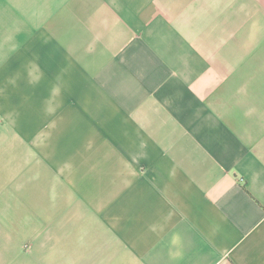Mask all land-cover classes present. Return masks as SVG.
Masks as SVG:
<instances>
[{
  "label": "crops",
  "instance_id": "0c3cea01",
  "mask_svg": "<svg viewBox=\"0 0 264 264\" xmlns=\"http://www.w3.org/2000/svg\"><path fill=\"white\" fill-rule=\"evenodd\" d=\"M0 168V264H264V0H0Z\"/></svg>",
  "mask_w": 264,
  "mask_h": 264
},
{
  "label": "rangeland",
  "instance_id": "374dc122",
  "mask_svg": "<svg viewBox=\"0 0 264 264\" xmlns=\"http://www.w3.org/2000/svg\"><path fill=\"white\" fill-rule=\"evenodd\" d=\"M11 170H12V168H0V186H1V183H2L1 177L5 176V174L8 173ZM32 177H33L32 176V173H26V174L23 175L22 181L25 182V184H24L25 191L22 192V190H21L22 194L25 195V196H29L28 198H31V196H36V197H38V196H44V194H45L44 193V190L43 189L38 190L37 187H39V186H37V185H36L37 186L36 187L37 189L35 188V190H36L35 193H32L31 195L26 190L27 188L30 187V185H26V184H27L28 181H31L32 180ZM1 194H2V197H4L5 195H6V197H16L18 195V193H16V187H15V185H12V184H10L8 186V188H5L4 187V189H2V190L0 189V196H1Z\"/></svg>",
  "mask_w": 264,
  "mask_h": 264
}]
</instances>
